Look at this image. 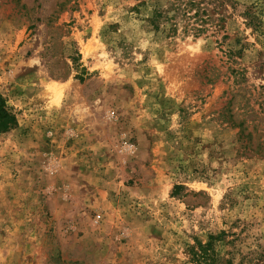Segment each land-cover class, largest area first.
<instances>
[{"label":"rangeland","instance_id":"1","mask_svg":"<svg viewBox=\"0 0 264 264\" xmlns=\"http://www.w3.org/2000/svg\"><path fill=\"white\" fill-rule=\"evenodd\" d=\"M174 1L0 0V264H264V0Z\"/></svg>","mask_w":264,"mask_h":264},{"label":"trees","instance_id":"2","mask_svg":"<svg viewBox=\"0 0 264 264\" xmlns=\"http://www.w3.org/2000/svg\"><path fill=\"white\" fill-rule=\"evenodd\" d=\"M176 1H174L170 7L175 12L181 11L185 16L187 14V6L189 3L191 4V2H187L181 6V4L176 3ZM197 15L198 14H194V16ZM200 31L201 29L197 30V32ZM14 121V116L10 113L4 99L0 96V131L9 128L14 123ZM209 239L212 240L213 238L210 237ZM210 240L205 244L197 243L196 247H191L188 249L191 261H193L195 264H217V257L212 250V241Z\"/></svg>","mask_w":264,"mask_h":264}]
</instances>
